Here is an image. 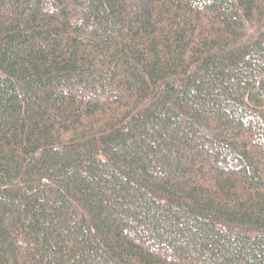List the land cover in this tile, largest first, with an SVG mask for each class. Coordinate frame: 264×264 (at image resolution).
Listing matches in <instances>:
<instances>
[{
    "label": "trees",
    "instance_id": "trees-1",
    "mask_svg": "<svg viewBox=\"0 0 264 264\" xmlns=\"http://www.w3.org/2000/svg\"><path fill=\"white\" fill-rule=\"evenodd\" d=\"M0 264H264V0H0Z\"/></svg>",
    "mask_w": 264,
    "mask_h": 264
}]
</instances>
